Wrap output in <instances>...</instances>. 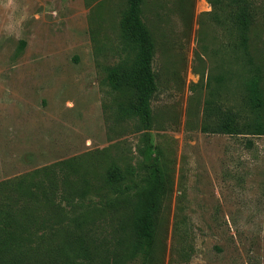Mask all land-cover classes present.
Wrapping results in <instances>:
<instances>
[{"label": "rangeland", "instance_id": "obj_1", "mask_svg": "<svg viewBox=\"0 0 264 264\" xmlns=\"http://www.w3.org/2000/svg\"><path fill=\"white\" fill-rule=\"evenodd\" d=\"M127 4L0 0V182L73 165L49 170L70 202L55 194L61 223L43 233L40 264H264V134L201 130L208 99L240 106L231 35L207 0H144L158 90L153 127L143 129L119 111L133 89ZM256 6L250 44L264 58V0ZM155 169L166 190L147 251L132 221ZM0 226L1 238L10 227Z\"/></svg>", "mask_w": 264, "mask_h": 264}, {"label": "trees", "instance_id": "obj_2", "mask_svg": "<svg viewBox=\"0 0 264 264\" xmlns=\"http://www.w3.org/2000/svg\"><path fill=\"white\" fill-rule=\"evenodd\" d=\"M207 1L212 6L213 21L231 35L230 45H235V56L243 70V83L237 109L224 108L214 98L206 101L201 130L230 135L264 134V58L250 44L253 35H258L256 0ZM143 2L128 0L122 19L124 36L134 49L127 74L133 89L128 102L121 104L119 111L137 119L143 129H151L154 124L152 100L158 90V82L153 68L155 42L142 16ZM56 164L73 166L71 159L62 160L0 182V222L10 227L9 232L0 238V264H40L48 246L43 233L48 229L55 230V225L61 223L55 217V194L60 193L70 202V192H60L55 177L50 175L49 170H53ZM108 173V181H117L114 171L109 170ZM67 177H64L66 184ZM145 181L136 197L132 224L139 242L148 251L155 240V214L166 187L163 174L156 169ZM85 184L80 194L85 193L88 180ZM102 199V204H110V196L104 195ZM37 232L42 239L32 244L30 237Z\"/></svg>", "mask_w": 264, "mask_h": 264}]
</instances>
